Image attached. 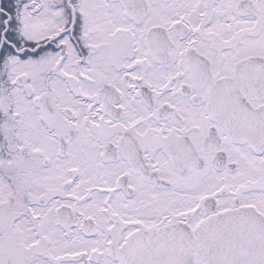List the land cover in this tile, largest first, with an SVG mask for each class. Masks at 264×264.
Listing matches in <instances>:
<instances>
[{
	"label": "snow or ice",
	"instance_id": "obj_1",
	"mask_svg": "<svg viewBox=\"0 0 264 264\" xmlns=\"http://www.w3.org/2000/svg\"><path fill=\"white\" fill-rule=\"evenodd\" d=\"M0 264H264V0H0Z\"/></svg>",
	"mask_w": 264,
	"mask_h": 264
}]
</instances>
